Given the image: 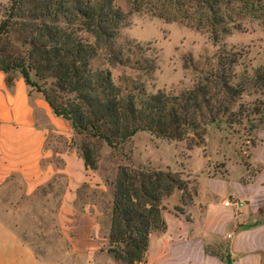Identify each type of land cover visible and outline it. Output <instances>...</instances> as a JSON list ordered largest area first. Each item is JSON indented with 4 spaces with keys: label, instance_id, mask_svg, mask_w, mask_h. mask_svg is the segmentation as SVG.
Returning <instances> with one entry per match:
<instances>
[{
    "label": "trees",
    "instance_id": "obj_1",
    "mask_svg": "<svg viewBox=\"0 0 264 264\" xmlns=\"http://www.w3.org/2000/svg\"><path fill=\"white\" fill-rule=\"evenodd\" d=\"M250 0H132L136 10L146 8L165 21H182L184 15H199L188 25H204L214 38L229 33L226 9ZM125 15L114 0H9L0 16V71L8 88L19 73L28 87H34L52 113L69 122L75 134L98 140L116 149L141 131L172 140L203 144L204 129L224 119L228 125L241 118L264 114L240 104L231 106L242 95L264 89V65L247 68V54L234 48H219L205 78L179 95L162 91L146 92L142 84L132 83L122 90L111 75V68L130 67L149 72L154 60L143 58L134 43L116 45L125 27ZM236 27V26H234ZM19 34L25 47L17 53L10 34ZM93 38L85 40L81 33ZM140 59L134 60L135 51ZM102 55L104 62L93 66ZM243 70L239 71V68ZM35 80V81H34ZM126 81V80H125ZM261 104V103H259ZM250 113V114H249ZM262 114V115H261ZM87 168L97 169V149L89 142L76 147ZM113 203L107 253L118 264H140L145 260L149 236L165 230L162 201L182 192L181 202L190 198L187 183L171 171H145L126 166L118 168L113 182ZM175 211L182 212L179 207Z\"/></svg>",
    "mask_w": 264,
    "mask_h": 264
},
{
    "label": "crops",
    "instance_id": "obj_2",
    "mask_svg": "<svg viewBox=\"0 0 264 264\" xmlns=\"http://www.w3.org/2000/svg\"><path fill=\"white\" fill-rule=\"evenodd\" d=\"M5 78L0 71V186L19 175L31 195L62 179L57 215L63 238L40 254L0 219V264H117L107 253L112 203L103 211L94 192L105 189L102 177L75 149L45 148L48 127L65 139L71 127L42 98L31 100L20 76L12 88ZM258 137L246 161L229 160L223 176H211L204 159L199 168L188 166L196 189L185 204L180 191L162 201L165 230L150 234L140 264H264V125ZM52 156L60 166L43 167L42 159ZM227 200L243 205L225 206Z\"/></svg>",
    "mask_w": 264,
    "mask_h": 264
},
{
    "label": "rangeland",
    "instance_id": "obj_3",
    "mask_svg": "<svg viewBox=\"0 0 264 264\" xmlns=\"http://www.w3.org/2000/svg\"><path fill=\"white\" fill-rule=\"evenodd\" d=\"M8 3L9 0H0V16ZM114 5L127 15L126 25L120 29L115 44H137L142 48L143 58L152 59L155 64V69L149 72L130 67L111 68L113 81L122 90L134 83L142 84L149 94L162 91L179 95L192 89L199 79L205 78L215 62L217 50L223 47L246 52L243 61L248 70L264 65V0L235 3L226 9L225 12L232 20L227 25L229 33H220L218 38H214L204 25L199 28L188 25V22L197 24L199 15L193 13L184 15L182 21L172 22L152 16L146 8L134 9L132 0H114ZM81 36L93 42L89 35L82 32ZM10 44L15 52L23 53L25 47L19 34L14 31L10 34ZM135 52L134 60H141L138 51ZM103 62L100 54L94 60L93 66ZM10 76L17 78L20 75L15 72ZM27 89L31 100L35 96L44 100L34 87L27 86ZM240 104L249 110L257 107L264 114V89L263 94L257 92L242 95L231 106V110L237 112ZM240 120V124L228 125L221 119L216 124L206 126L203 144L199 146H193L191 135L187 140L177 141L141 131L116 149L98 140H86L75 134L72 128V137L65 139L47 126L45 148L62 151L69 147L77 151V146L89 142L97 149L96 171L102 177L105 189L94 192L99 206L106 211L109 202L113 203V182L121 166L178 173L186 181L189 194L196 189V175L188 166L199 168L204 159L207 167L205 170L209 169L211 176H223L229 160V164L238 165L240 160L246 159L247 154L249 157V147L259 141L258 131L264 125L260 115L252 114ZM41 164L43 167L48 164L59 167L60 161L57 156L45 157ZM211 171L215 174H211ZM62 188V179L55 178L33 194L27 195L24 180L19 175L10 176L0 186V219L13 228L37 253H43L48 246L63 238L57 215Z\"/></svg>",
    "mask_w": 264,
    "mask_h": 264
},
{
    "label": "built area",
    "instance_id": "obj_4",
    "mask_svg": "<svg viewBox=\"0 0 264 264\" xmlns=\"http://www.w3.org/2000/svg\"><path fill=\"white\" fill-rule=\"evenodd\" d=\"M225 206H230V205H235V206H242L243 204L240 203V202H237V201H232V200H227L225 203H224ZM90 264H93V263H90Z\"/></svg>",
    "mask_w": 264,
    "mask_h": 264
}]
</instances>
